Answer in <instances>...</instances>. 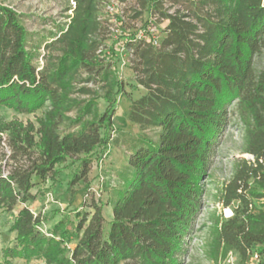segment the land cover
<instances>
[{"label":"trees","instance_id":"trees-1","mask_svg":"<svg viewBox=\"0 0 264 264\" xmlns=\"http://www.w3.org/2000/svg\"><path fill=\"white\" fill-rule=\"evenodd\" d=\"M1 1L0 109L45 108L37 123L0 121V208H19L5 263L34 256L48 264H194L185 253L201 209L202 180L211 176L217 141L233 112L254 159H239L222 189L223 204L234 214L215 230L212 253L226 259L235 252L246 264L256 249L264 264V208L256 205L264 198V69L254 64L264 46V0H171L167 8L166 0H123L148 7L149 22L154 17L166 25L158 47L127 41L135 80L145 90L128 111L141 136L111 200L94 198L93 211L79 214L73 229L62 219L51 236L29 206L37 198L32 189L37 180L56 181L57 166L69 160L80 163L69 186L87 179L92 155L109 143L115 96L124 90L111 65L96 72L108 87L101 114L95 97L81 98L92 89L76 85L82 68L101 62L107 0H67L69 21L33 46L20 14ZM105 206L113 209L109 221Z\"/></svg>","mask_w":264,"mask_h":264},{"label":"rangeland","instance_id":"rangeland-1","mask_svg":"<svg viewBox=\"0 0 264 264\" xmlns=\"http://www.w3.org/2000/svg\"><path fill=\"white\" fill-rule=\"evenodd\" d=\"M1 2L20 14V21L29 31L30 46L38 45L50 38L53 33H58L59 26L69 21L68 17L72 14V11L67 12L69 4L67 0H2ZM164 4L166 8L170 7L172 1L166 0ZM126 5L124 20L112 19L113 22L109 21V27L104 24L100 29L98 37L104 43L99 57L101 62L96 58L91 66L82 68L76 82L79 88L87 86L92 89L90 95L81 98L95 97L101 114L108 106L104 99L108 87L103 81L102 74L98 76L96 72L101 71L102 67L109 68V64L114 73L112 78L124 85V90L115 96L117 111L113 118V127L109 130V143L92 155V164L86 180L77 182L72 188L69 186L73 175L80 172L79 161L69 160L57 166L60 172L56 181L37 180L36 187L32 189V193L37 198L30 202L29 206L36 215H41L44 219L40 230L48 236H51L50 232L54 225L62 219L68 221L70 228L73 229L80 219L79 214L93 211L90 203L94 198L104 204L111 200L114 189L120 187L121 173L129 168L127 159L133 144L141 136L138 126L130 122L128 111L133 99L143 95L145 90L135 80V72L132 68L134 55L122 50L121 47L125 46L127 40L132 39L137 31L147 27L150 9L148 7L143 9L135 1H129ZM136 12L141 14L136 15ZM102 14L107 15L105 11ZM107 18L112 17L107 16ZM164 23L160 21L158 24L162 28ZM117 28L122 29L123 33L120 35L115 33ZM40 51L48 53L44 44ZM39 64L42 65V62ZM254 64L257 69H264V46L262 52L256 56ZM44 110L45 108L35 113H20L4 106L0 109V121L9 122L19 119L24 123L28 121L37 123ZM71 115H74V112H71ZM230 117L228 129L217 141V153L211 176H206L202 180L201 209L196 220L197 225L189 236L188 249L185 253L186 261L190 259L194 264H226L225 258L215 259L212 253L215 230L230 212V208L223 204L222 189L234 177L238 160L249 157L246 152L244 127L233 112ZM148 134L154 137L156 131L150 130ZM258 189L263 191L260 187ZM256 205L258 209L264 208V199L258 200ZM107 208L108 206L104 208L106 215L109 211ZM18 214L19 208L12 211L0 208V260L4 264H48L46 258L34 256L29 259L13 258L9 263H5L3 249L15 244L17 233L12 229V224ZM106 219L109 221L108 215ZM74 245L75 242L67 243L68 250L70 251Z\"/></svg>","mask_w":264,"mask_h":264},{"label":"built area","instance_id":"built-area-1","mask_svg":"<svg viewBox=\"0 0 264 264\" xmlns=\"http://www.w3.org/2000/svg\"><path fill=\"white\" fill-rule=\"evenodd\" d=\"M126 4L127 2L123 0H107L104 5L105 6L104 11L107 15L106 16L104 15L103 18H107V16L112 17L110 19L107 18L108 21L110 22H113L112 19H115V18H120L124 20V13L127 7ZM150 20L151 21L149 22L146 28L140 29L139 31H137V33L133 37V41L141 40V41L153 44L154 46L158 47L164 36L161 34L163 33V29L166 27V25L164 23L163 27L161 28L159 24H157L156 18L152 17L150 18ZM111 28L112 27H110V29ZM115 33L120 35L121 33H123V30L120 28H117ZM126 43H125V46L121 47V49L128 52V47ZM102 48L100 50V53L102 52ZM248 159H254V158H252V156L249 155ZM233 214H234L233 207H230V212L229 214L226 215V219L230 218ZM238 259H239L238 255L235 252H231L227 256L225 263L226 264H237ZM261 260H262L261 254L256 249H253L251 250V256L246 264H260Z\"/></svg>","mask_w":264,"mask_h":264},{"label":"crops","instance_id":"crops-1","mask_svg":"<svg viewBox=\"0 0 264 264\" xmlns=\"http://www.w3.org/2000/svg\"><path fill=\"white\" fill-rule=\"evenodd\" d=\"M107 209H109V211H108V216H109V220H111V218H112V216H113V209H112V207L111 206H108V208ZM106 209H105V217L107 216L106 215Z\"/></svg>","mask_w":264,"mask_h":264}]
</instances>
